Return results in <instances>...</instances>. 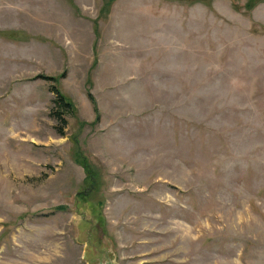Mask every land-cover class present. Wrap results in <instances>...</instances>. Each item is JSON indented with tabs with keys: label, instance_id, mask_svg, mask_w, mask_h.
Returning a JSON list of instances; mask_svg holds the SVG:
<instances>
[{
	"label": "rangeland",
	"instance_id": "1",
	"mask_svg": "<svg viewBox=\"0 0 264 264\" xmlns=\"http://www.w3.org/2000/svg\"><path fill=\"white\" fill-rule=\"evenodd\" d=\"M0 264H264V0H0Z\"/></svg>",
	"mask_w": 264,
	"mask_h": 264
},
{
	"label": "trees",
	"instance_id": "2",
	"mask_svg": "<svg viewBox=\"0 0 264 264\" xmlns=\"http://www.w3.org/2000/svg\"><path fill=\"white\" fill-rule=\"evenodd\" d=\"M40 78H43V79H46V80H49V81H52L54 83H57V79L55 77H46V76H39ZM53 91L57 94V100H56V104L59 106V108L61 110H65V109H68L66 110L67 112L63 111L62 113H58V117L57 118L58 120L62 121V124L63 126L66 124V120L65 118L63 117L65 114L71 112L73 113V108H72V105L66 100V98L64 97V95L60 92V90L57 88V86H54L53 88ZM62 114V115H60ZM62 126V127H63ZM60 135H64V132L63 130L61 129L60 130Z\"/></svg>",
	"mask_w": 264,
	"mask_h": 264
}]
</instances>
